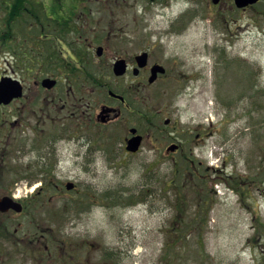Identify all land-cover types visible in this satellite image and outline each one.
<instances>
[{"label": "rangeland", "instance_id": "374dc122", "mask_svg": "<svg viewBox=\"0 0 264 264\" xmlns=\"http://www.w3.org/2000/svg\"><path fill=\"white\" fill-rule=\"evenodd\" d=\"M40 1L22 3L25 28L29 13L44 9ZM79 3L90 13L77 6L75 16L86 12L103 20L94 47L104 50L89 54L87 70L105 86L85 79L91 118L86 155L76 160L75 145L69 152L59 144L46 156L43 166L67 196L57 192L49 205L50 232H37V247L15 253L13 264L60 263L58 249L65 246L71 264H264L263 237L252 240L258 220L264 222V0L246 10L233 0ZM146 48L169 69L168 77L128 99L134 112H152L153 127L146 131L134 114L128 127L100 125L96 116L107 90L124 92L132 79L116 77L113 59ZM165 118L177 129L165 126ZM197 124L200 133L206 129L201 144L169 153L167 136L182 142ZM130 127L144 135L135 153L122 141ZM23 139L37 145L33 130ZM36 157L31 152L16 160V173L33 172ZM29 162L32 168L24 169ZM66 181L76 190H66Z\"/></svg>", "mask_w": 264, "mask_h": 264}, {"label": "flooded vegetation", "instance_id": "af4514ba", "mask_svg": "<svg viewBox=\"0 0 264 264\" xmlns=\"http://www.w3.org/2000/svg\"><path fill=\"white\" fill-rule=\"evenodd\" d=\"M11 5V0H0V198H10L13 204V207L0 211V264L15 263V253H20L25 246L37 247L36 242H40L37 232H50L49 205L58 196V191L59 197L67 194L61 191L59 184L62 183L56 181L50 166H43V163L59 150V144L66 145L69 152L70 146L75 145L79 149L75 153L76 160L82 154L86 155L87 144L83 138L91 118L85 79L95 86H105L87 70L89 54L93 50L97 54L98 47H94V42L99 38L98 25L103 20L87 17L89 8L82 16H75L71 2L59 1L49 5L43 2L44 16L42 11L34 9L36 14L29 13L33 18L28 19L25 28L21 18L9 17ZM75 6L86 8L84 3ZM101 48L102 53L104 49ZM143 53H146V62L139 68L136 58ZM150 53V48H146L130 58L119 56L113 59L114 62H125V72L116 77L131 74L132 79L124 92L107 90V100L99 105L96 116L100 125L120 121L127 126L133 122L131 117L134 114L138 115L146 131L151 130L152 112L148 111L144 116L139 111L134 112L128 99L134 91H149L155 83L168 77L169 69L153 60ZM155 65L164 67L165 71L157 72L150 82ZM164 125L177 129V122L169 118L164 119ZM132 128H128L122 139L124 147L133 136L140 135L141 141L144 140L138 129L135 128V134L130 133ZM200 129L201 125H195L188 132L191 138L182 142H177L174 136H167L169 146L166 149L176 146L174 154L183 149V144L190 145V149L199 146L201 133L206 135V129L202 128L201 133ZM26 130H33L38 146H29L28 139L25 138L27 142L23 139ZM31 152L37 153L33 172L17 174L20 169L15 167L16 160ZM30 165L31 162L27 163L24 169L32 168ZM11 175L15 177L11 178ZM22 181L25 182L23 188L19 186ZM68 183L73 182L66 181L65 187ZM73 184L72 190H76ZM66 249L67 246L58 249L60 263L57 260H51V263L71 264ZM44 253L50 254L49 246H44Z\"/></svg>", "mask_w": 264, "mask_h": 264}, {"label": "water", "instance_id": "95a60500", "mask_svg": "<svg viewBox=\"0 0 264 264\" xmlns=\"http://www.w3.org/2000/svg\"><path fill=\"white\" fill-rule=\"evenodd\" d=\"M219 0H212V3L213 4H217ZM259 0H234V4L237 8H245L249 5H253L255 3H257ZM97 54L98 55H101V48H98V51H97ZM146 54H142L140 56H137L136 60L138 62V67H143L145 65V62H146ZM125 72V63L123 60H118L114 63L113 65V73L117 76H120L122 75L123 73ZM157 72H160V73H164V68L159 66V65H155L152 67V77L150 78V82L153 81L154 77H155V74ZM135 129H132L131 130V133H135ZM141 139L142 137L141 136H134L132 137L130 140L127 141V145H126V150L129 151V152H136L141 144ZM174 148H176V146H170L168 148V151H173ZM67 189H71L73 188V184H67ZM9 207H13V204L11 202L10 199L8 198H2L0 199V210L1 211H5L7 210Z\"/></svg>", "mask_w": 264, "mask_h": 264}, {"label": "trees", "instance_id": "16d2710c", "mask_svg": "<svg viewBox=\"0 0 264 264\" xmlns=\"http://www.w3.org/2000/svg\"><path fill=\"white\" fill-rule=\"evenodd\" d=\"M12 1V5L9 9V17H15V18H21L24 16V13L23 12H26V9L23 8V5L22 3H24L25 0H11ZM33 2H35V0H32ZM37 1V0H36ZM64 1V0H62ZM69 2H73V5L72 6V10H75V4L76 3H79L83 0H67ZM44 2V0L40 1V4H42ZM44 11H45V8L42 10V15L44 16ZM25 17V16H24ZM173 183V182H172ZM257 220H258V217H257ZM257 237H263V248H264V222L258 220L257 222V227L255 229V234L252 238V240H255V238Z\"/></svg>", "mask_w": 264, "mask_h": 264}]
</instances>
